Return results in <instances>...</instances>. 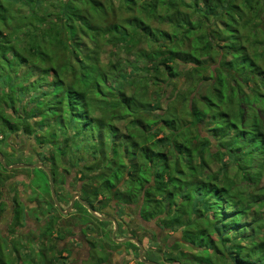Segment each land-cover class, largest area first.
I'll list each match as a JSON object with an SVG mask.
<instances>
[{
    "label": "trees",
    "instance_id": "obj_1",
    "mask_svg": "<svg viewBox=\"0 0 264 264\" xmlns=\"http://www.w3.org/2000/svg\"><path fill=\"white\" fill-rule=\"evenodd\" d=\"M4 132L53 145L50 174L69 154L94 210L179 230L163 261L264 264V0H0Z\"/></svg>",
    "mask_w": 264,
    "mask_h": 264
},
{
    "label": "rangeland",
    "instance_id": "obj_2",
    "mask_svg": "<svg viewBox=\"0 0 264 264\" xmlns=\"http://www.w3.org/2000/svg\"><path fill=\"white\" fill-rule=\"evenodd\" d=\"M32 120H26V123L31 126ZM32 129V128H31ZM39 133V132H38ZM37 133V134H38ZM53 148L52 146L47 147H41L37 148V146L34 144L32 139L27 138L24 136L23 133H17L13 134L9 132H4L2 139H0V152L6 156L4 158V162L9 165L14 164H26V165H34V161L40 162L36 156L35 153H41V156H45L49 154V151ZM7 154L9 158L7 159ZM56 169L63 171V174L68 175L70 172L64 171V167L66 164L69 163L70 157L69 154H66L61 157H56ZM77 162V160H75ZM219 161L216 159H210L209 161V168L208 171H215V169L218 167ZM73 169L71 167L69 170ZM56 170V171H57ZM56 172L59 182H64L65 186L68 185L66 179L62 177L60 174L61 172ZM228 172H232V168L228 169ZM60 175V176H59ZM230 175V174H229ZM68 178V176H67ZM44 182V176L42 172L38 168H10L6 171L0 167V194L3 199V214L0 219V236L2 239L0 240L1 244H7L5 246V252H6V258L8 259V263L13 262L15 259H17V264H43L41 259L43 256L39 254V251L42 250L46 254V258L52 257L54 255V252L48 251V244L52 242V240H42L40 243H37L36 245H31V239L35 237V233L32 230L37 229V225L41 223L40 220H36L37 225L36 228H32L33 224L30 223H22L19 227L17 226L14 229V232L11 234L7 233V224H8V210L10 207L5 204V201L7 202L11 195L15 194L14 197L21 199L23 201L24 205H27L28 207H32L30 209L34 210V208L39 207L42 213H44L46 206H48V201H46V194L47 191L43 187ZM233 185H236L240 188L247 187L248 183L243 182L239 180L238 178H233V181L230 179V182ZM54 188H56L54 186ZM69 189L72 188L71 185L68 186ZM58 189V188H57ZM16 198V199H17ZM40 198L43 199V202L40 201ZM67 198V196H66ZM79 204L84 206V201L81 200ZM80 206L79 211L85 212V209ZM73 211L71 215H69L66 219H63L60 217V215H50V219H46L44 223L47 222V220H51L52 223L55 222H76L78 221V215L79 213H76V211ZM104 210H108V207H105ZM103 210V211H104ZM126 215L124 217V221H126V226H123V228L131 229L135 235V237H139V242L143 247H146L148 251H152V249H156L158 251L157 253L148 254L150 258H154L156 260H160V258L164 257L163 252L165 251L164 242L165 243H173L174 241H178L179 237V230L177 231H166V230H158L156 228V225L154 224V220L149 221H142L140 220L139 216L136 213L135 209L125 210ZM81 213V212H80ZM90 216V214H88ZM128 215V216H127ZM53 219V220H52ZM49 222V221H48ZM47 222V223H48ZM56 227V225H53V228ZM52 228V229H53ZM59 229V227L57 226ZM54 230H52L51 234H53ZM120 235V234H119ZM155 235V236H154ZM118 236V235H117ZM155 237L157 238V241L155 240ZM162 237V238H161ZM65 241L68 240V242H72V237H65ZM107 241V240H106ZM111 240L107 241V244L110 246H113V242ZM58 244V247L61 246V242L53 241V243ZM31 248V252H24L23 249ZM43 247V249H42ZM180 247V246H179ZM117 248V247H116ZM183 249V251L188 252L185 247H180ZM16 249V251H15ZM85 246H82L81 249L77 248L76 250H73L72 255H68L65 257L64 260L60 259V261L63 264H91L89 260L84 259L85 258V252H84ZM132 250V255L135 254L136 248H130ZM119 252V251H118ZM121 253V254H120ZM117 257L122 256L123 254L127 253L125 250L121 251ZM165 253V252H164ZM127 259L130 260L129 257H131V254H126ZM111 262L114 263L116 260L115 256L111 258ZM86 260V261H85ZM100 260V259H99ZM98 260L96 259V262ZM122 263V260H121ZM56 264H59L56 262ZM129 264V263H127ZM171 264V263H167ZM186 264H194V263H186Z\"/></svg>",
    "mask_w": 264,
    "mask_h": 264
},
{
    "label": "flooded vegetation",
    "instance_id": "obj_3",
    "mask_svg": "<svg viewBox=\"0 0 264 264\" xmlns=\"http://www.w3.org/2000/svg\"><path fill=\"white\" fill-rule=\"evenodd\" d=\"M1 155H2V161L4 162V158H6V156H4L2 153ZM8 158L9 156L7 154V159ZM34 162H35L34 166L26 167V168L30 169L35 167L42 172L44 176V182L42 184L47 191L45 200L48 201L49 204L48 206H46L44 213H42L39 207H36L34 208V210H32L30 209L32 207H28L27 205H24L21 199H18L16 197L17 198L16 201H18L22 206V218L20 220V223L33 224L32 228L34 229L36 228L35 225H37L35 224L36 220H40L41 223L37 225V229L32 230L35 233V235H40L41 232L43 231L44 226L47 224L48 221H50L47 220V222L44 223L46 219H50L51 217L50 215H60L61 218L66 219L69 215H71L73 211L79 209L80 206H82V204L80 205L79 202H81V200L83 201V197H82L83 192L81 190V186L84 183V180L79 178L80 177L79 174L75 173L74 169L71 170L67 169V171L70 173L68 175H65L63 174V171L57 170L55 168L53 174H50L49 172L50 162H44V163L37 161ZM4 164L6 163L4 162ZM36 164H40L41 166H36ZM6 165L9 166V164ZM1 166L2 165L0 164V167ZM20 168H25V167H20ZM6 170L8 169L4 168V171ZM59 171L62 173L60 175L66 179L68 183L67 186H65L64 182L61 183L59 182L58 176L56 174V172L58 173ZM49 180H51V187L53 189L54 199L51 197ZM69 185L72 186L71 189L68 188ZM54 186L56 188H54ZM0 197L2 199L1 194ZM13 198H14V194L10 196L7 202L5 201V204H7L10 207L7 214L8 222L11 215ZM54 200L57 202L59 206L58 208L54 204ZM40 201L43 202V199L40 198ZM85 204L93 211L95 215L106 219L99 220L93 214L89 213V211L85 206H82L85 209V212L83 213V211H79V210L76 211V213H79V215L77 216L78 221L76 222L66 221L60 223L57 221L55 223H52V221H50L52 228L53 225H56V227L52 229L54 230L53 234L47 236L50 240H52L51 242L53 245L52 252H54L53 257L56 258L61 257L63 258L62 260H64L66 256L72 255L73 250H76L77 248L81 249L82 246H85L84 259L89 260L91 264H127V263L148 264L146 262L167 264V262L162 260L163 257L160 258V260L150 258L148 254L157 253L158 251H156V249L155 250L152 249V251L150 250L148 251V249L146 247H143L142 245H141L142 251L140 253V257H141L140 259L138 255L139 248L132 240V238H134L139 242V237H135L131 229L123 228V226H126V221H124V217L126 215L125 210L135 209L137 213V207H135L134 205H128L125 207L123 206L115 207L113 204L110 203V204H104L102 206V209L100 210H94L92 207L89 206L87 202H85ZM105 207H108V210H110V212L104 210ZM88 214H90V216ZM114 223L116 224L115 229H114ZM57 226L59 227V229L57 228ZM156 228L158 230H161L158 227ZM67 236L72 237V242H68V240L67 241L64 240V238ZM111 239H112L111 242H113V244L115 245L109 247L107 241ZM155 240L157 241L156 237ZM53 241L61 242L62 245L58 247V244H56L55 242L53 243ZM167 244L168 246H170V243ZM133 247L136 248L134 255H132L133 252L132 250H130V248ZM123 250H125L127 253L123 254V257L122 256L117 257L118 254ZM164 252L168 253L167 250H165ZM126 254H131V257H129L130 260L127 259ZM113 256H115L116 258L114 263L111 262L112 260L111 258ZM96 259L98 260L97 262ZM171 264H181V263L175 261V262H171Z\"/></svg>",
    "mask_w": 264,
    "mask_h": 264
},
{
    "label": "water",
    "instance_id": "obj_4",
    "mask_svg": "<svg viewBox=\"0 0 264 264\" xmlns=\"http://www.w3.org/2000/svg\"><path fill=\"white\" fill-rule=\"evenodd\" d=\"M0 164L4 167V168H6V169H10V168H19V167H32V166H34V165H26V164H14V165H9V166H7L6 164H4V162L2 161V155H1V153H0ZM36 166H41L40 164H36ZM48 176H49V174H48ZM49 185H50V193H51V197L54 199V193H53V189H52V187H51V180H49ZM54 204L57 206V208L59 207L58 206V204H57V202L54 200ZM71 204V203H70ZM86 208H87V210L89 211V213H91V214H93L95 217H97L99 220H104V219H106V218H103V217H99V216H97V215H95L94 213H93V211L86 205V204H83ZM116 228V224L114 223V229ZM132 240L135 242V244L138 246V248H139V251H138V255H139V258L141 259V257H140V253H141V251H142V246H141V244L136 240V239H134V238H132ZM146 263H148V264H157V263H155V262H146Z\"/></svg>",
    "mask_w": 264,
    "mask_h": 264
}]
</instances>
